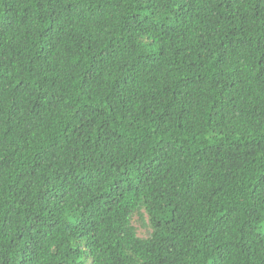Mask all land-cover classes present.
Returning a JSON list of instances; mask_svg holds the SVG:
<instances>
[{"label": "trees", "instance_id": "trees-1", "mask_svg": "<svg viewBox=\"0 0 264 264\" xmlns=\"http://www.w3.org/2000/svg\"><path fill=\"white\" fill-rule=\"evenodd\" d=\"M0 264H264V0H0Z\"/></svg>", "mask_w": 264, "mask_h": 264}]
</instances>
